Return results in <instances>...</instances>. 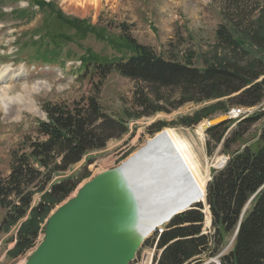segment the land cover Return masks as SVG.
I'll use <instances>...</instances> for the list:
<instances>
[{"label": "rangeland", "instance_id": "rangeland-1", "mask_svg": "<svg viewBox=\"0 0 264 264\" xmlns=\"http://www.w3.org/2000/svg\"><path fill=\"white\" fill-rule=\"evenodd\" d=\"M28 1L13 3L12 0H0V91L10 88V97L13 98L7 109L0 101V178L10 174L12 150L26 136L33 134L38 123L45 119L42 107L46 103L71 107L76 102H87L89 97H96L109 115L127 122L129 132L121 139L108 142L106 148L89 153L68 172L56 175L53 183L63 180L79 183L63 202H54L52 198L44 200L42 194L34 196L32 207L39 205L42 200L50 204L39 221L38 235L33 240L32 247L22 255L16 256L14 249L20 239L19 233L34 213L30 212L16 224L3 226L7 210L0 208V264H25L41 244L50 216L60 206L72 199L85 183L100 173L120 167L143 149L151 138L166 129L174 130L193 148L201 178H205L206 168L210 166L207 184L212 170L225 164L230 155L246 147H254L262 139L264 98L259 105L250 108L238 106L234 98L236 94L203 103L178 105L177 97L168 93L170 100L164 106L165 111L149 117L135 118L133 100L136 82L116 71L103 77L94 71L95 67L89 65L87 68L82 60L89 58V50L98 56L96 59L103 61L117 58L120 53L91 33L80 35L70 26L61 27L60 21L51 19L42 27L46 16L45 13H37V8L28 19L14 20L16 11L29 8ZM47 1H52L68 18L87 20L92 27L104 28L105 40L109 35L116 41L118 37L130 34L139 44L153 48L165 59L183 62L192 54L197 68H204L207 63L225 65L228 61H236L239 66H254L259 72L264 71V49L256 48L251 39L246 40L244 37V49L239 50L240 55L218 42L217 31L221 26L233 31L230 0H101L99 8L92 4L82 7L77 3L80 0ZM12 10L13 16L10 15ZM222 14L229 17L228 20ZM260 15L257 12L253 18L254 21L261 20L262 27L260 24L257 28L264 32V19H259ZM64 36L67 38L64 39ZM49 37H55L57 43L51 42ZM22 96L25 102L34 104L33 111L23 107L15 108L23 99ZM234 110L240 111L239 117L244 115L245 118L253 117L258 121L229 150L224 151L222 144L215 145L205 131L204 138H200V125L208 124V121L225 114L229 115ZM239 123L237 120L228 121L226 136L238 129ZM243 127L245 126L239 129ZM199 203L202 205L196 206V210L205 212V201ZM206 220L207 215L203 232L208 234L210 224ZM165 224L167 222L163 225ZM162 229L165 230V227ZM155 234L156 232L149 236L140 250L141 255L144 250L152 253L154 262L162 252L157 248L158 237ZM231 248L232 244L223 251L224 254ZM217 263V258L204 257L192 264Z\"/></svg>", "mask_w": 264, "mask_h": 264}, {"label": "trees", "instance_id": "trees-1", "mask_svg": "<svg viewBox=\"0 0 264 264\" xmlns=\"http://www.w3.org/2000/svg\"><path fill=\"white\" fill-rule=\"evenodd\" d=\"M230 1L233 14L228 16L232 17L233 31L221 26L217 31L219 44L240 55L245 37L263 50L264 32L257 28L260 24L262 27V22L254 21L253 15L259 12V19H264V0ZM29 2L32 9L38 7L39 12L45 13L42 27L51 19L60 21L61 27L70 26L80 35L91 33L120 53L117 58L103 61L89 50V58L82 60L87 68L95 67L94 71L103 77L116 71L136 82L135 118L165 111L164 106L170 100L168 93L177 97L178 105L236 94V104L250 108L264 98V71L259 72L254 66L242 67L236 61H228L225 65L207 63L204 68H197L192 54L183 62L165 59L153 48L139 44L130 34L116 41L109 35L105 40L104 28L92 27L87 20L68 18L54 4L43 0ZM32 9L19 10L16 19H28L34 13ZM241 35L244 36L241 38ZM49 39L56 42L55 37ZM42 110L46 119L12 150L10 174L0 178V208L7 210L3 226L16 224L30 212L34 213L19 233L14 249L16 256L31 248L38 235L39 221L50 204L44 200L63 202L78 187L79 183L72 180L53 183L56 175L68 172L89 153L106 148L108 142L121 139L129 132L127 122L109 115L96 97L71 107L46 103ZM256 121L253 117L243 119L230 136H226L227 123L212 127L206 133L215 145L222 144L227 151ZM242 126L245 127L239 129ZM261 138L256 146L230 155L223 169L212 170V180L207 186L212 216L210 232H203L205 215L200 209L176 217L159 236L158 249L162 254L157 264H192L204 257L218 258L219 264H264V128ZM36 194H42L44 200L32 207ZM235 234L232 248L224 254ZM155 235L158 237V232Z\"/></svg>", "mask_w": 264, "mask_h": 264}, {"label": "water", "instance_id": "water-1", "mask_svg": "<svg viewBox=\"0 0 264 264\" xmlns=\"http://www.w3.org/2000/svg\"><path fill=\"white\" fill-rule=\"evenodd\" d=\"M231 119L228 114L214 118L204 130ZM126 163L98 174L60 206L50 216L41 244L25 264H130L159 226L200 204L194 200L175 211L170 208L162 216L142 221L143 212L133 192L146 180L142 178L140 182L135 177L126 187L121 185L120 177L130 167Z\"/></svg>", "mask_w": 264, "mask_h": 264}, {"label": "bare ground", "instance_id": "bare-ground-1", "mask_svg": "<svg viewBox=\"0 0 264 264\" xmlns=\"http://www.w3.org/2000/svg\"><path fill=\"white\" fill-rule=\"evenodd\" d=\"M100 2L101 0H80L77 3L82 7L92 4L99 8ZM11 99L13 98L10 97V88L0 91V101L3 102L6 109L11 104ZM22 107L33 111L34 104L25 102L23 98L15 108L21 109ZM239 113V110H234L229 116L234 118ZM206 125L203 124L198 127V134L201 139L204 138L203 133ZM126 162L124 163L127 165L130 163V167L122 173L121 185L126 187V184L128 185L129 181L135 177L141 179L140 182L142 178L146 180V183L142 182V185L136 186L137 191L133 192L140 203L135 201V205L139 204L140 211L143 212L142 221L162 216V212L170 208L175 211L191 204L194 200L205 201L206 204V182L207 175L208 177L210 175V166L206 168L205 178H201L200 166L193 148L180 138L174 130L166 129L158 133L149 140L143 149ZM143 175L146 176L143 177ZM130 199L135 200L134 197ZM205 212L207 215L206 223L210 224L211 218L207 205Z\"/></svg>", "mask_w": 264, "mask_h": 264}, {"label": "built area", "instance_id": "built-area-1", "mask_svg": "<svg viewBox=\"0 0 264 264\" xmlns=\"http://www.w3.org/2000/svg\"><path fill=\"white\" fill-rule=\"evenodd\" d=\"M139 264H153V255L152 253H149L148 251L144 250V252L141 255Z\"/></svg>", "mask_w": 264, "mask_h": 264}]
</instances>
